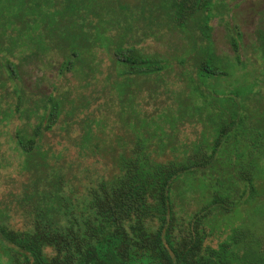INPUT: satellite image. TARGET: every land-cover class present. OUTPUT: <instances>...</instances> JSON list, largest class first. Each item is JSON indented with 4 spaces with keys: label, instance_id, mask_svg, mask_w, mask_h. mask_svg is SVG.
Here are the masks:
<instances>
[{
    "label": "trees",
    "instance_id": "obj_1",
    "mask_svg": "<svg viewBox=\"0 0 264 264\" xmlns=\"http://www.w3.org/2000/svg\"><path fill=\"white\" fill-rule=\"evenodd\" d=\"M214 1L137 0L142 17L148 12L151 22L161 19L172 28L202 33V38L193 34L191 38L198 57L192 63L196 77L187 76L191 89L187 100L196 97V101L207 102L199 80L226 75L209 44L211 29L201 19ZM131 3L0 0V122L9 115L2 107L9 82L22 89L14 57L24 60L59 53L65 56L64 71H71L77 62H84V56L102 49L121 65L123 76L155 74L158 78L165 68L162 61L143 55L130 41ZM259 38L264 60V28ZM200 39L206 44L198 45ZM239 98L243 99L240 93L228 96ZM181 99L187 101L178 98L177 102ZM18 101L17 113L23 99ZM60 108L51 100L32 134L17 130L12 137L26 174L23 193L17 199L26 222L15 229L8 218L0 221V244L11 264H264V227H257L252 219L259 209L255 203L260 176H264V153L259 150L257 165L250 155L238 156L241 163L230 170L219 166L221 149L242 141V129H238L250 115L234 112L225 117L217 111L220 125L214 141L198 140L184 161H155L146 153V145L137 142L116 163L113 176L98 177L80 193L67 168L56 166L54 154L42 149L45 133L60 120ZM260 130L259 144L264 145V128ZM215 164L222 169L216 171L221 173L208 192L210 201L186 215V204H177V199L185 202L189 180L208 176ZM244 205L250 207L249 212L243 211ZM261 208L259 216L264 219ZM240 212L243 216L236 225L216 229L218 219ZM244 215L249 222L243 225Z\"/></svg>",
    "mask_w": 264,
    "mask_h": 264
},
{
    "label": "rangeland",
    "instance_id": "obj_2",
    "mask_svg": "<svg viewBox=\"0 0 264 264\" xmlns=\"http://www.w3.org/2000/svg\"><path fill=\"white\" fill-rule=\"evenodd\" d=\"M131 4L130 41L143 55L162 61L165 68L158 78L155 74L123 76L121 65L102 49L84 56V62H77L71 71H64L65 56L59 53L12 59L17 63L22 89L20 92L9 82L2 100L9 115L0 122V221L8 218L15 229H21L26 222L17 201L23 193L26 174L23 157L17 153L12 137L17 130L32 134L51 100L61 106L60 120L45 133L42 149L54 154L56 166L67 168L80 193L98 177L113 176L116 163L140 141L155 161H184L198 140L211 139L210 144L214 141L220 125L217 111H223L225 117L234 112L250 115L238 129H242V141L221 149L219 166L230 170L241 163L238 156L250 155L258 164L259 150L264 153L258 139L260 128H264V60L259 38L264 28V0H215L211 11L201 15L211 29L209 44L217 65L226 73L199 80L207 102L196 101V97L186 99L191 91L187 76L196 77L192 63L198 57L191 38L192 34L202 38V33L198 29L172 28L161 19L151 22L148 12L142 17L139 11L141 2ZM200 41L198 45L206 44ZM234 93L242 94L243 99H228ZM18 98L23 101L17 113ZM178 98L187 101L177 102ZM234 135L235 132L231 136ZM220 167L215 164L208 176L189 180L183 195L185 202L177 199V204H186V215L210 201L208 192L221 173L216 174ZM259 186L255 203L259 209L252 219L254 225L264 227V219L259 216L264 208V176H260ZM242 209L249 212L250 207L244 205ZM241 216L242 212L218 219L216 229L236 225ZM245 216L240 224H248L249 217ZM0 264H11L2 244Z\"/></svg>",
    "mask_w": 264,
    "mask_h": 264
}]
</instances>
